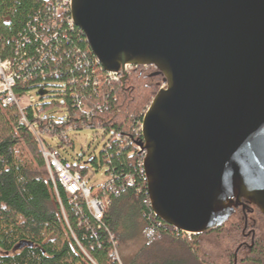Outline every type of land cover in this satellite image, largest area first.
I'll return each instance as SVG.
<instances>
[{
    "label": "water",
    "instance_id": "1",
    "mask_svg": "<svg viewBox=\"0 0 264 264\" xmlns=\"http://www.w3.org/2000/svg\"><path fill=\"white\" fill-rule=\"evenodd\" d=\"M72 17L106 71L163 76L140 143L156 216L195 235L242 199L264 216V0H72Z\"/></svg>",
    "mask_w": 264,
    "mask_h": 264
},
{
    "label": "trees",
    "instance_id": "2",
    "mask_svg": "<svg viewBox=\"0 0 264 264\" xmlns=\"http://www.w3.org/2000/svg\"><path fill=\"white\" fill-rule=\"evenodd\" d=\"M44 5L40 0H0L2 59L15 57L16 43L22 42L25 34L32 37L28 25H36L38 18L45 15ZM64 32L67 36L61 35L52 45L53 58L60 59L58 65L51 55L40 62L39 52L43 47L48 50L42 41L25 45L24 52L35 57L38 65L33 79L28 77L18 82L16 95L22 97L37 86L57 83L58 97L52 99L62 100L69 115L56 119L43 114L45 106L35 105V112L29 107L26 116L35 128L36 137L20 123L16 106L4 107L0 103V264H183L175 256L178 253L166 248L171 249L176 243L196 255L198 258L194 261L198 264H221V257L215 262L211 252L204 248L203 237L216 232L224 233L228 242V264H264V239L257 229L253 248L242 245L245 241L250 243L243 236V222L228 230L222 226L195 235L189 243L186 238L181 240L176 236L172 226H158L159 219L145 204L148 195L139 167L143 157L128 143L143 140L141 124L163 85V76L157 75L154 67H132L121 81L97 85L92 73L94 54L83 31L79 28L70 31L65 27ZM77 50L87 55L88 65L77 62ZM41 69L49 78L43 80ZM79 96L94 110L89 121L92 130L99 127L111 138L99 160L95 157L82 163L79 159L78 164L72 163L73 168L85 177L89 176L91 168L98 170L106 166L107 177L118 176L119 180L114 185L119 189L118 194L111 190L97 191V195L111 199L101 222L90 214L83 199L69 197L58 181L54 186L38 142L39 137L54 149L46 140L49 137L72 147L69 135L64 137L63 134H68L69 127L73 131L86 129L88 123L85 113L74 106ZM98 104L103 106L102 112H98ZM118 134L122 135L120 140L115 138ZM129 176L134 177V186L127 184ZM152 225L161 237L147 246L144 231ZM142 238L144 244L135 256L130 261L120 262L114 252L121 255L124 244L131 241L138 244Z\"/></svg>",
    "mask_w": 264,
    "mask_h": 264
},
{
    "label": "built area",
    "instance_id": "3",
    "mask_svg": "<svg viewBox=\"0 0 264 264\" xmlns=\"http://www.w3.org/2000/svg\"><path fill=\"white\" fill-rule=\"evenodd\" d=\"M44 3L45 15L40 16V18H38L36 25H28V27L31 29L32 37L30 35L25 34L23 36V41H18L16 43L17 45L15 49V57L13 59H2V57L0 56V103L4 107L16 106L20 113V123L26 125L32 131V133L36 135V137L38 135L35 131V128L32 124L29 123L26 116V112L29 107L32 108L35 112V105H30L27 108L21 107V101L26 95L22 97H17L16 95V88L18 82L22 80L26 81L28 77L30 79H33L34 71L36 69L35 66L38 65L37 61L35 60V57L30 56L28 53L24 52L23 49L25 48V45H31L33 41H42L45 46H48V50H46L45 47L41 49V51L39 52L41 54V58H39L40 62H45L48 58V55H51V58L55 60L56 65H58L60 64V59H54L53 57L55 55H52L53 42L56 43L60 39L61 35L65 37L67 36L66 32H64L65 27L70 31L79 28L76 26L72 17V0H51L50 2ZM76 54L78 56V63H80L81 65H88L89 59L84 52H82L81 50H77ZM93 65L94 66L92 73L96 77L97 82L95 84L97 85L101 83L111 84L114 82H119L128 74L129 70L132 67H136L126 64L122 66L118 72H109L104 69L100 60L95 55ZM40 73L43 75V80L49 78L45 74L44 69H41ZM52 77L53 76H50V78ZM54 78H57L56 74L54 75ZM166 87V84L163 83L162 89H165ZM74 106L77 110L85 113L88 122L86 124V128L92 129L93 125L89 123V121L91 120V115L94 110L89 107L86 104L85 99L81 98L80 96L75 98ZM97 110L98 112H102L103 106L98 104ZM142 127L143 122L141 124V135ZM72 131L73 128L69 127V132ZM102 132L104 133L103 130ZM66 135L68 136L67 133L63 134L64 137ZM115 138L117 140H120L122 138V135L118 134ZM38 142L40 143V147L47 165L49 176L54 186H56V183L58 181L63 185L69 197L73 198L74 200H77L78 198L83 199L87 205L90 214L98 222H101L104 218L106 209L111 205V199L108 196L97 195V191L101 190V192L103 191V193H105L106 191L111 190L113 193L118 194L119 189L114 188L115 183L119 181L118 176L108 178L107 182H105L103 185H99L97 187L92 186L90 185L89 176L83 177L80 172L76 171L73 168V165L70 161L63 160L61 156L62 153H60L56 149H50L47 144L42 141L39 137ZM141 142L136 143L131 141L128 143V146H135L138 150V153L141 154L143 157V160L139 164V167L142 173L143 182L146 185L148 195V199L145 200V204L149 206L152 210V202L148 194V178L144 171V159L146 156V152L140 147ZM126 181L129 186L135 185V179L132 176L127 177ZM153 215L157 219H159L158 226L166 224V222L157 217L154 212ZM174 229V234L180 238L185 239L188 236H191V233L189 232L178 230L176 228ZM144 237L146 240V245L151 246L157 239L161 237V234L158 229L152 225L145 229ZM114 254L119 260L118 252L115 251Z\"/></svg>",
    "mask_w": 264,
    "mask_h": 264
},
{
    "label": "rangeland",
    "instance_id": "4",
    "mask_svg": "<svg viewBox=\"0 0 264 264\" xmlns=\"http://www.w3.org/2000/svg\"><path fill=\"white\" fill-rule=\"evenodd\" d=\"M57 86V83H48L47 85L35 87L30 92H28L26 96H24L23 100L21 101V107L27 108L30 105L38 104L41 106H45V111L43 113L44 115H50L56 119L67 117L69 115V112L67 107L64 106V102L58 98L52 99L53 97H58L56 93ZM160 89H162V85L160 86ZM68 135L73 143L72 147L63 146L62 143L57 139L51 140L49 138H46V140L54 149L62 153L67 158V160H69L74 165L78 164L79 159H81L82 163H87L91 158L95 157L99 160L104 147L108 144L111 138L110 134L104 135L102 129L92 130L86 128L80 131L78 130L68 132ZM106 169V166L98 170L91 168L89 172L90 185L97 187L107 182L108 177L105 174ZM260 215L261 217L257 218L258 231L264 239V218L261 212ZM236 222L237 218H231V220L224 225L225 230L231 229ZM223 234L219 235V233L216 232L205 235L203 237V239L206 241V245L204 248L206 249V251L211 252V255H213L215 258V262L217 261V257H221V260L219 262L221 264H228L229 259H227L226 257L230 252V248L228 247V242L226 239H224L225 235ZM190 235L191 236H188L186 240L183 238L181 240H185L187 241V243L191 242V238H193L195 234ZM139 242L140 243L138 244H134L131 241L121 247V255H119L120 262L124 263L130 261V259L135 256V254L144 244L143 238L142 241ZM176 244L172 245L171 249L169 246L166 248H168V250H170L172 253H178L175 256H178V258L182 260V262H184L183 264H198L196 261H194L195 258H198L196 255H193V253H189L190 251H186L187 249L184 246ZM231 252L233 254L234 250H232Z\"/></svg>",
    "mask_w": 264,
    "mask_h": 264
},
{
    "label": "flooded vegetation",
    "instance_id": "5",
    "mask_svg": "<svg viewBox=\"0 0 264 264\" xmlns=\"http://www.w3.org/2000/svg\"><path fill=\"white\" fill-rule=\"evenodd\" d=\"M235 202L237 205L234 207L235 213L231 218H233V217L237 218L236 223L243 222L242 233H243V236L245 239L250 240V243L245 241L242 243V245L252 249L253 246L255 245V238H256L257 229H258L257 218L261 217L259 209H257L255 206L249 204L244 199H242L240 201H235ZM231 218H230V220H231ZM263 218H264V216H263Z\"/></svg>",
    "mask_w": 264,
    "mask_h": 264
}]
</instances>
